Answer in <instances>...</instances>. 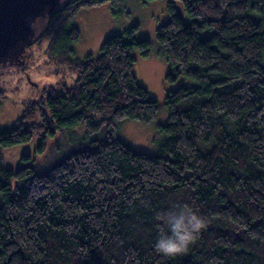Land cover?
Masks as SVG:
<instances>
[{
  "label": "trees",
  "instance_id": "trees-1",
  "mask_svg": "<svg viewBox=\"0 0 264 264\" xmlns=\"http://www.w3.org/2000/svg\"><path fill=\"white\" fill-rule=\"evenodd\" d=\"M174 1L156 28L164 79L179 81L164 97L156 154L117 133L123 119L156 113L132 69L149 39L133 25L98 55L71 56L76 13L108 3L116 14L122 0H62L37 23L30 46L49 35L78 75L0 131V264H264V0H179L187 20ZM77 124L84 139L45 170L1 165V148L36 136L41 153Z\"/></svg>",
  "mask_w": 264,
  "mask_h": 264
},
{
  "label": "rangeland",
  "instance_id": "rangeland-1",
  "mask_svg": "<svg viewBox=\"0 0 264 264\" xmlns=\"http://www.w3.org/2000/svg\"><path fill=\"white\" fill-rule=\"evenodd\" d=\"M167 0H122L116 14L110 4L103 3L94 7L80 9L73 17L72 23L78 28L79 38L74 43V52L58 51L55 44L50 45L51 37L44 35L38 43L30 46L27 65L0 69V89L5 98L0 102V131L11 128L15 119L21 115L24 103L38 96L40 91L48 87L70 85L78 75V70L66 63V57L81 58L86 54L96 56L103 39L115 32L133 25L134 35L145 37L150 41V51L141 56L134 51L133 73L145 90L148 98L157 104L154 118L150 121L123 119L118 127V137L134 150L156 154L159 152L166 132L159 126L167 122V111L164 105L166 92L175 88L176 83H168L164 76L169 69L165 58L158 53L156 28L168 20ZM176 11L187 20L179 0L174 1ZM30 55V56H29ZM42 88V89H41ZM82 124L56 131L45 140L43 152H35L38 137L27 142L16 143L1 148V165L15 168L20 165H33L41 172L58 162L77 146L84 138ZM99 137L100 134H94ZM25 156V157H22Z\"/></svg>",
  "mask_w": 264,
  "mask_h": 264
},
{
  "label": "water",
  "instance_id": "water-1",
  "mask_svg": "<svg viewBox=\"0 0 264 264\" xmlns=\"http://www.w3.org/2000/svg\"><path fill=\"white\" fill-rule=\"evenodd\" d=\"M62 0H0V66L24 68L28 48L43 22Z\"/></svg>",
  "mask_w": 264,
  "mask_h": 264
}]
</instances>
